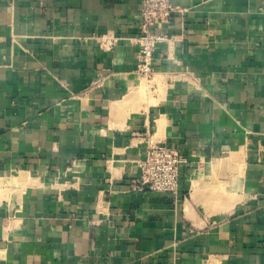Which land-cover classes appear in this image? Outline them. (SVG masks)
<instances>
[{"label": "crops", "instance_id": "0c3cea01", "mask_svg": "<svg viewBox=\"0 0 264 264\" xmlns=\"http://www.w3.org/2000/svg\"><path fill=\"white\" fill-rule=\"evenodd\" d=\"M142 2L0 0V264H264V0H172L151 87Z\"/></svg>", "mask_w": 264, "mask_h": 264}, {"label": "built area", "instance_id": "2783aa9c", "mask_svg": "<svg viewBox=\"0 0 264 264\" xmlns=\"http://www.w3.org/2000/svg\"><path fill=\"white\" fill-rule=\"evenodd\" d=\"M179 10L172 0H143L140 9V35L137 42L139 75L150 80L154 75L153 54L158 44L168 43L170 36L160 33ZM186 158L175 148L156 145L147 149L140 164V176L131 184L133 191L149 190L157 193H174L180 189V170Z\"/></svg>", "mask_w": 264, "mask_h": 264}, {"label": "rangeland", "instance_id": "374dc122", "mask_svg": "<svg viewBox=\"0 0 264 264\" xmlns=\"http://www.w3.org/2000/svg\"><path fill=\"white\" fill-rule=\"evenodd\" d=\"M144 80V84H146L147 86L150 85V80L147 79H143Z\"/></svg>", "mask_w": 264, "mask_h": 264}, {"label": "bare ground", "instance_id": "6f19581e", "mask_svg": "<svg viewBox=\"0 0 264 264\" xmlns=\"http://www.w3.org/2000/svg\"><path fill=\"white\" fill-rule=\"evenodd\" d=\"M153 85V84H152ZM164 85V84H163ZM165 86V85H164ZM164 86H163V88H164ZM150 87H151V85H150ZM159 88H160V86H158ZM160 90H162L161 88H160Z\"/></svg>", "mask_w": 264, "mask_h": 264}]
</instances>
